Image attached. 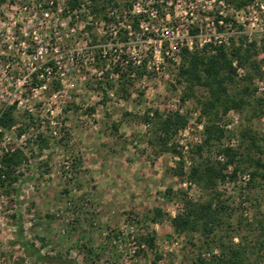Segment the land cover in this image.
Returning a JSON list of instances; mask_svg holds the SVG:
<instances>
[{
    "label": "rangeland",
    "instance_id": "rangeland-1",
    "mask_svg": "<svg viewBox=\"0 0 264 264\" xmlns=\"http://www.w3.org/2000/svg\"><path fill=\"white\" fill-rule=\"evenodd\" d=\"M172 1L178 5L177 18H183L187 11L198 16L194 5H210L213 13L234 14L233 10L213 5L210 0ZM56 2L61 12L45 10L47 16H44L43 5H48V0H0V110L17 102V125L7 137H10L9 146L21 149L26 158L16 170L19 181L12 185L16 187L20 183L17 195L6 194L10 198V215H16V211L21 215L24 239L43 256V260L38 261L24 254L15 239L16 219L10 216L9 230L1 235L4 263L190 264L196 255L207 258L205 254L209 250L198 233L177 235L170 226L169 218L177 211L180 195L186 193L181 186L184 177L172 174L171 170L177 165L172 153L160 152L152 129L141 120L146 112L168 115L173 100H178L183 113L189 116L190 112L200 109L199 101L206 97V91L197 86L191 97L181 101L185 91V83L179 76L181 63H173L167 66L166 76H146L143 85L136 73L131 78L127 72L126 77L132 84L127 86L128 94L123 98L118 79L111 80L110 74L113 69L110 61L116 53V46L112 44L116 40L99 37L98 26L94 24L97 20L85 24L83 10L75 13L78 16L74 18L66 0ZM256 2L253 10L237 13V25L242 29L228 25L224 37L236 41L238 37H229L230 31H235L264 44V0ZM59 21L64 26L56 28L55 23ZM71 24L75 27L74 36L63 37ZM173 24L178 26L180 34L190 25H196L184 20ZM54 29L62 37H56ZM204 29L209 32V28L202 26V31ZM84 31L89 37L82 36ZM207 33L201 32V35ZM88 46L96 48L90 51L86 49ZM78 48L84 55L91 52L96 56L93 62L88 59L87 67L70 64L71 53ZM103 50L106 58H97ZM258 57L262 58L263 54ZM53 58L67 69L60 77V88L53 90L52 82L57 79H51L44 90H35L32 78L35 75L39 80L38 67ZM33 67L36 70L32 73ZM243 69L239 79L247 72ZM97 71L103 73L101 80L96 79ZM260 79L253 81L254 97L264 98V92L257 90ZM236 113L237 124L231 134L226 132L229 138L223 139L220 145L215 144L203 157L215 158L217 149L224 147L231 136L237 140L233 148L244 152L246 141L241 140L239 133L246 128L257 133L259 148L264 150V115L252 116L250 107ZM50 117L59 130L56 138L49 135ZM223 117L218 116L219 125ZM199 118L204 124V117ZM192 119L190 116L189 121ZM23 123L28 125L19 137L17 129ZM38 138L48 142L46 148H37ZM175 139L177 136L173 141ZM190 157L196 159L195 155L190 154ZM250 169L247 167L245 172ZM218 189L232 209L227 221L233 243L240 242L246 248L248 264L264 263V182L261 188L242 191L226 184H219ZM189 192L194 200L206 196L195 186ZM241 197L247 202L245 209L240 206ZM155 208L164 216L153 223L150 219ZM130 217L135 218L145 232L154 235L155 250L146 247L131 257L125 236L117 242L119 227L126 225ZM219 235L223 237L224 232ZM174 241L177 244L174 245ZM156 255L160 256L158 261Z\"/></svg>",
    "mask_w": 264,
    "mask_h": 264
},
{
    "label": "trees",
    "instance_id": "trees-1",
    "mask_svg": "<svg viewBox=\"0 0 264 264\" xmlns=\"http://www.w3.org/2000/svg\"><path fill=\"white\" fill-rule=\"evenodd\" d=\"M254 0H215V3H222L224 8L233 11H239L245 6L251 4ZM90 3V11L94 20H106L108 9L127 7L130 5L129 0H66L69 10L79 7L82 3ZM121 2V3H120ZM214 13V22L222 20L224 24L231 23L232 28L236 27L241 30V25L227 14ZM218 30H222L218 26ZM230 37H238L236 41H230L228 45H221L214 48V52L203 47L188 51L183 49L181 54V64L179 66V76L185 83V91L181 96V101L191 97L195 87H202L206 91V97L199 101L200 114L204 117L202 141L191 149L190 154L195 155L196 159L189 156L191 166L184 170L183 160L180 159L171 170L174 176L179 178L185 177L187 181L197 189L206 193L202 200L188 198L186 193H181L178 208L173 217L169 218L170 226L177 235L198 233L209 250V256L196 255L190 264H248L246 248L240 242L233 243V235L230 234V227L227 221L231 215L232 209L229 208L227 200L223 199L220 193L219 184H225L235 180L237 173H243L251 168L249 182L244 188L254 189L261 188L264 182V150L259 148V137L257 133L250 128L243 129L239 134L242 141H246L244 152H239L236 148L225 145L218 148L215 154H222L224 160L217 161L215 158L203 157L207 151L222 140L229 138L226 131L217 123L219 115H226L230 111L243 112L246 107L252 109V116L260 117L264 115V98L254 97L255 88L252 87L253 81L261 77V68L264 66V44H258L257 41L245 42L242 33H235ZM263 57L259 59V55ZM233 62L236 63L233 66ZM46 66H53L52 61H48ZM246 68L247 72L240 79L237 76L236 68ZM127 68L119 73L117 67L114 72H118V83L123 98H126L127 86L132 84L126 76ZM137 76H141L143 69H136ZM38 75V74H36ZM33 85L40 87L42 81L33 76ZM240 82V84H239ZM52 88H60L58 81L52 82ZM16 102L5 106L0 112V129L7 132L17 125L15 114ZM141 120L145 125L152 129L153 137L162 153H175L172 146H168L169 141H173L177 133L183 129L188 121L186 114L170 113L161 116L157 112L149 114L146 112ZM28 124L18 127V135L22 134ZM231 134V133H229ZM48 142L45 139L36 141L35 145L40 150L47 147ZM257 152V154H256ZM26 160L23 151L14 148L9 154H4L1 160L3 179L0 180L5 193H18L20 183L12 187L19 181L16 170ZM228 166H231L230 173H224ZM241 201V200H240ZM241 206V202H240ZM151 221L158 222L164 214L159 209H153ZM16 219L15 239L20 249L27 257H33L38 261L43 260L39 250L35 249L33 244L26 241L23 237L21 215L16 211V215H11ZM224 232V236L219 235ZM139 241L144 243L150 250H155V238L153 234L145 233L139 237ZM263 242V241H261ZM214 245L213 249L211 245ZM140 251V250H139ZM137 251V252H139ZM216 251V252H214ZM156 260L160 259L159 255L155 256ZM64 264H75L73 261H66ZM255 264H260L259 261ZM264 264V263H262Z\"/></svg>",
    "mask_w": 264,
    "mask_h": 264
},
{
    "label": "built area",
    "instance_id": "built-area-1",
    "mask_svg": "<svg viewBox=\"0 0 264 264\" xmlns=\"http://www.w3.org/2000/svg\"><path fill=\"white\" fill-rule=\"evenodd\" d=\"M56 1L59 0H48V5H43L44 11L51 10V12H61V9L57 7L58 3ZM210 1L213 3V5L216 4L215 0ZM256 1L257 0H254L251 4L245 6L239 11H233V16H230L235 21V23L238 22L236 19L237 13L241 14L246 10H253L254 5L257 4ZM130 3V5L122 9H109L106 12V20L103 19L97 20V22L94 21V24L98 26L97 32L99 33V37H109V39L116 40L112 44V46H116V49H114V52L116 53L113 55L110 61L113 68L110 73L112 76L111 80L112 78L114 79V81L118 79V72H114V66L117 67L119 71H125L130 67L131 70H128V72L131 78L134 77L136 69L142 68L143 73L141 74V76H139L138 81L143 85L145 83L146 76H152L153 78L156 76L159 77L161 74L163 76H166V70L169 64L181 63V54L183 49L193 51L194 49L199 50L203 47H206V49L210 50V52L213 53L215 47L228 45L230 43L231 39L228 40L227 37H224V31L225 29H227L228 25L231 26L232 24H224L222 20H219L217 23H215L213 20L214 17L212 18V16L214 15V11L210 5L208 7L204 5L201 7L199 5H194L193 10H195L196 13L199 12L198 16L196 14L194 15L192 11H187L184 13L183 18H177L175 12L178 8V5L176 3H173L172 0H133ZM217 5L224 7L221 2H219ZM260 7H262V5H260ZM82 10L84 11L87 19V22L85 24H90L91 20L93 21V17L90 11V3H82L79 7L74 8L72 10V13L75 14L78 11ZM218 13L221 14V11H219ZM210 15L212 16L210 17ZM44 16H47V11L44 12ZM77 16L78 15L75 14L74 18H77ZM187 16L193 17L189 19V17ZM178 20H184L185 22L190 21V23L196 25H190V28L184 29V33L180 34L178 26H174L173 24ZM55 26H57L56 28H58V26L63 27L64 23L62 21H59L55 23ZM202 26L209 28V32L207 33V29H204L202 31ZM218 26H221L222 30H218ZM75 32V27L73 26V24H71L67 30V33L63 34V37H67L68 35L73 37ZM201 32L207 34L205 36H202ZM235 33V31H230L229 35L232 36ZM54 34L57 35L56 37H62V35H60L57 30L54 31ZM244 35L246 36L244 37L245 42L254 41L252 37L246 35V33H244ZM82 36L89 37L87 31H84ZM120 37L124 38L120 39ZM117 38H119L120 42H117ZM262 38L264 39V37ZM130 39L132 40L130 41ZM53 48L55 51H57V46ZM94 48H96V46L86 47V49H89L90 51ZM41 49V47L38 49V54L41 53ZM106 54L107 53L105 50L99 51L97 58L105 59ZM95 58L96 56H94L91 52L88 55H84L81 53V49L78 48L71 53L70 64L78 68L83 66L87 67L90 62H93ZM88 59L90 62H88ZM48 61H52L53 66H46ZM235 65L236 63L233 62V66ZM38 69H40V72L37 76L43 83L40 87L34 86L33 88L35 90H44L46 88V82L51 79H57V81L60 83V77L63 76L67 71L65 65L57 61L55 58L47 60L44 64L39 66ZM35 70L36 67H33L32 73ZM261 70L262 74L261 79L257 83V90L259 92H264V66L261 68ZM236 73L237 76H241L244 73V69L241 67H237ZM95 74L96 79L101 80L103 74L102 71H97ZM58 92L56 94H58ZM56 94L54 93L53 96H56ZM109 95L113 96L112 93H109ZM14 102H11L9 105ZM2 109L0 110V112L2 111ZM169 110L170 113L177 112L178 114H185L179 107L178 100L172 101ZM200 115L201 114L199 110L190 112L189 116H187L188 121L185 127L181 129L176 135L177 139H175L174 141H169L167 143L168 146H172L175 149V153H172L173 160L176 162H178L180 159L183 160L184 170H187L191 166V160L189 159L191 149L196 144H199L201 142L200 139L203 131V121L200 120ZM190 116L193 118L191 121H189ZM237 121V113L230 111L226 115H224L220 127L223 128L226 132L232 133L234 126L237 124ZM48 124L50 137H58L59 130H57L58 127L56 128L57 123L53 120L52 117H50ZM10 131L11 130L2 132L0 129V180L3 179V174L1 173L2 157L4 156V154H9L15 148L9 146L10 143H8L10 137H7V133H9ZM18 136L21 137L22 135ZM231 137L232 138L228 140V143L226 145L229 147H235L237 144V140L235 137ZM215 159L222 162L224 160V157L222 154H216ZM230 171L231 166H228L224 173L228 174L230 173ZM183 180L184 181L181 183V186L183 190L186 191L187 197L191 198L189 190L193 185L190 184L185 177L183 178ZM249 180L250 175L247 172H238L235 180L226 182L225 184L231 185L233 187H238V190L242 191ZM9 199V196L5 193L4 188L0 183V264H5L1 251V235L9 230L11 216ZM240 200L241 207L243 209L247 208V202L245 201V199L241 197ZM173 216L174 215H172V217ZM138 224L135 218L130 217V221H127L126 225L119 227L117 232L118 234L116 236L117 242H120L122 237L125 236V239L129 242V256L131 257H135L137 251L144 250V248H146L145 244L139 241V237L144 236L146 232L143 226L140 223ZM173 244L175 245L177 244V242L174 241ZM205 256L208 257L209 253H206Z\"/></svg>",
    "mask_w": 264,
    "mask_h": 264
}]
</instances>
